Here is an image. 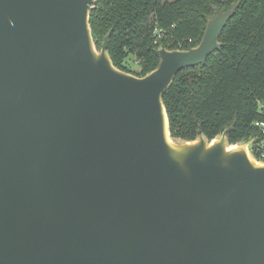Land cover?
Listing matches in <instances>:
<instances>
[{"label": "water", "instance_id": "95a60500", "mask_svg": "<svg viewBox=\"0 0 264 264\" xmlns=\"http://www.w3.org/2000/svg\"><path fill=\"white\" fill-rule=\"evenodd\" d=\"M96 1L0 0V264H264L255 139L176 140L163 102L237 4L138 77L114 66L112 31L97 49Z\"/></svg>", "mask_w": 264, "mask_h": 264}, {"label": "trees", "instance_id": "16d2710c", "mask_svg": "<svg viewBox=\"0 0 264 264\" xmlns=\"http://www.w3.org/2000/svg\"><path fill=\"white\" fill-rule=\"evenodd\" d=\"M237 4L220 43L205 64L180 72L163 96L172 138L208 141L232 127L229 145L264 141V0H97L90 11L95 45L112 31L109 56L126 73L135 57L144 77L160 64L159 49L197 47L215 8Z\"/></svg>", "mask_w": 264, "mask_h": 264}, {"label": "built area", "instance_id": "2783aa9c", "mask_svg": "<svg viewBox=\"0 0 264 264\" xmlns=\"http://www.w3.org/2000/svg\"><path fill=\"white\" fill-rule=\"evenodd\" d=\"M256 125L257 127H260L261 129H263V132H264V124L257 123ZM250 153L256 161L260 163H264V141L257 144L256 146H254L253 144V146L251 147Z\"/></svg>", "mask_w": 264, "mask_h": 264}, {"label": "rangeland", "instance_id": "374dc122", "mask_svg": "<svg viewBox=\"0 0 264 264\" xmlns=\"http://www.w3.org/2000/svg\"><path fill=\"white\" fill-rule=\"evenodd\" d=\"M168 1H174V0H168ZM231 9V8H230ZM228 9V10H230ZM222 10V9H221ZM222 11H227V10H222ZM126 67L128 69H130L132 71V73L134 75H137L140 72V68H139V62L137 61V59L133 56H131L127 61H126ZM250 152H251V148H250Z\"/></svg>", "mask_w": 264, "mask_h": 264}]
</instances>
